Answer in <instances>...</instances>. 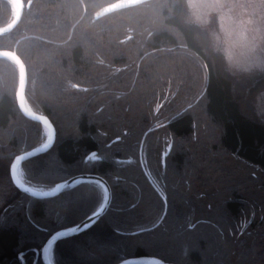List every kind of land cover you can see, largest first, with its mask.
Listing matches in <instances>:
<instances>
[{
  "label": "trees",
  "instance_id": "16d2710c",
  "mask_svg": "<svg viewBox=\"0 0 264 264\" xmlns=\"http://www.w3.org/2000/svg\"><path fill=\"white\" fill-rule=\"evenodd\" d=\"M22 1L20 21L0 36V49L22 59L26 101L56 130L51 149L22 163L23 178L35 185L56 179L48 187L91 172L112 191L94 225L54 245V264L143 255L174 264H264V122L244 109L263 76L234 80L199 29L183 22L185 0H150L102 17L103 8L124 0ZM12 14L10 1L0 0V26ZM0 69L17 84L11 60L0 59ZM13 77L0 92V152L8 150L11 160L39 144L24 146L38 133H25L24 125L39 124L20 113ZM49 91L67 95L65 109L44 98ZM17 122L18 137L6 139L4 130ZM220 159L241 166L245 186ZM50 162L56 168L46 171ZM68 193L36 199L18 192L6 204L0 264H41L36 254L48 236L96 207L89 194L83 208H63Z\"/></svg>",
  "mask_w": 264,
  "mask_h": 264
},
{
  "label": "rangeland",
  "instance_id": "374dc122",
  "mask_svg": "<svg viewBox=\"0 0 264 264\" xmlns=\"http://www.w3.org/2000/svg\"><path fill=\"white\" fill-rule=\"evenodd\" d=\"M183 22L186 25H193L199 29L198 34L200 37L199 36L198 37L200 40H202L203 45L208 46L211 50L216 52V54L219 53L218 55L221 56L227 73L230 74V76L233 77L234 80H238L241 83H246L250 80L254 81L256 79H259L261 76H263L264 78V0H185ZM50 64H52V62ZM45 71L47 73L50 72L49 66L45 68ZM1 72L4 74L3 76ZM12 77L13 75H10L9 71L6 72V69H2V70L0 69V92H5L9 89L8 81L9 80L11 81ZM15 84H16V75L13 77L12 90H11L12 93L14 91ZM35 86L36 87L39 86L38 81H35ZM62 91L64 90L62 89ZM43 96L44 98H46L47 101L53 102L54 104L59 105V107H62L63 105L67 104L69 101V99L66 100L67 95L57 96L55 92L52 93L50 91L48 93H45ZM158 108L159 107L156 105L155 110H157ZM62 109L65 108L62 107ZM244 109H247V111L250 113L252 112V114H254L256 118L264 122V84H262V86L258 90H255L253 93H250L248 97L245 98ZM37 127H33V126L29 127L26 124L24 125L25 133L35 134L38 131V133L35 134V136L33 135L34 138H32L33 136L30 137L27 142L28 144L27 145L24 144V146L29 148L35 145L36 143L42 144L46 140V136H47L46 130L40 124ZM19 128H20V124L18 122L13 123V125L11 124L8 129L4 130L3 132L4 137L6 139H11V137L9 136L18 137L17 131H19ZM1 142L2 141L0 139V146H2V148L4 149L5 144L4 143L2 144ZM37 156L31 157L26 161H29ZM0 157H1L0 161L2 163L6 161L5 165H3V167L0 168V221H2L4 219V216H6L10 210L9 208L4 213L3 208L8 207L6 206V204L9 205L11 201L16 199L17 193L19 191L12 184L9 175V166L13 158L11 160L10 153L8 152V150L6 151L1 150ZM236 165L240 166L237 162L229 159L226 161L220 159L218 161V166H221L223 170H226L228 172L227 174L232 175L234 173H238L235 174L238 178V181L243 182L244 183L243 186H245V184L247 183L245 181H248L247 180L248 176H246L241 169L236 168ZM44 168L48 169L46 171H49L51 170V168L52 169L56 168V166H54V163L50 162V163H45ZM71 169L77 170L76 167H73ZM83 173H91V172H81L77 174H83ZM219 173H222V171H219L217 174ZM20 175L23 176V169L20 171ZM53 179L51 178L45 181H43L42 179H36L39 182L38 185L32 183L31 184L28 183V184L36 188L42 189V188H47L46 185H49L56 180ZM40 182L48 183V184H40ZM255 183L256 184L260 183V181ZM54 184L48 187H51ZM88 184H95V183L86 182L77 185L78 190H76L75 188L69 189L68 190L69 193L67 194L64 200L66 205L63 208H79L82 207V204L86 205V202L84 200L82 201L83 199L82 197H84V195H89V194L91 195L94 194L95 198L93 203L96 202V207H98L102 202V197H103L102 190L98 185L94 187H86ZM249 186H253V185L250 184ZM56 196L50 198H54ZM262 196L263 194H259V198L262 199L263 198ZM110 205L111 202L109 204V207ZM96 207L89 208L90 210L87 212L86 216L89 215L92 211H94ZM84 218H82L81 220H83ZM81 220H79L78 222H80ZM147 240H151V239L148 238ZM80 251H77V253L74 254L78 255L79 257L83 256L84 253L82 252L84 250L82 252ZM209 253H211L210 249L205 250V252H203L205 262H206V258H208L207 254ZM51 258H53L52 251H51ZM41 264H43L42 261Z\"/></svg>",
  "mask_w": 264,
  "mask_h": 264
},
{
  "label": "water",
  "instance_id": "95a60500",
  "mask_svg": "<svg viewBox=\"0 0 264 264\" xmlns=\"http://www.w3.org/2000/svg\"><path fill=\"white\" fill-rule=\"evenodd\" d=\"M12 4L13 14L9 22L0 26V36L8 34L12 31L20 21L24 3L22 0H9ZM150 0H124L120 2H115L107 5L99 12V16H105L112 12L133 7ZM0 59L11 60L17 69V87L15 91L16 105L20 113L28 120L39 123L47 133L46 140L27 151L17 154L10 163L9 175L12 184L17 190L26 194L27 196L36 199H47L58 194H61L69 189L76 187L78 184L91 182L98 185L102 190V202L94 211L87 215L80 222L68 226L66 228L58 229L48 236L45 240L40 252L36 255V258L40 256L43 264H54L51 258V251L54 245L64 238H68L77 234L84 232L94 225L107 211L109 204L111 202V188L106 182V180L97 174L84 173L76 174L65 180L55 183L51 187L47 188H36L28 184L20 175V166L22 163L31 157L40 155L48 151L54 144L56 139V130L49 119V117L43 113L32 110L25 98V90L27 85V71L22 59L16 54L15 50L0 49ZM115 264H174L171 262L163 261L162 259L143 255V256H130L122 259Z\"/></svg>",
  "mask_w": 264,
  "mask_h": 264
},
{
  "label": "bare ground",
  "instance_id": "6f19581e",
  "mask_svg": "<svg viewBox=\"0 0 264 264\" xmlns=\"http://www.w3.org/2000/svg\"><path fill=\"white\" fill-rule=\"evenodd\" d=\"M84 174V173H83ZM92 174H95V173H92ZM97 175H99V174H97ZM102 177V176H101ZM107 182V181H106ZM81 184H83V183H81ZM78 185H80V184H78ZM109 185V184H108Z\"/></svg>",
  "mask_w": 264,
  "mask_h": 264
}]
</instances>
